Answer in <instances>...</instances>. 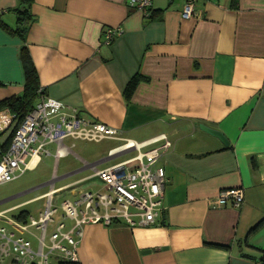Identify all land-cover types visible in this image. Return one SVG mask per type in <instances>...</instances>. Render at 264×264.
Returning a JSON list of instances; mask_svg holds the SVG:
<instances>
[{"label": "crops", "instance_id": "crops-1", "mask_svg": "<svg viewBox=\"0 0 264 264\" xmlns=\"http://www.w3.org/2000/svg\"><path fill=\"white\" fill-rule=\"evenodd\" d=\"M182 3L151 0L148 14L126 0L30 4L24 44L43 94L117 133L98 140L107 142L93 154L76 155V164L56 176L57 158L70 151L61 143L51 178L27 191L48 188L0 214L44 199L38 213L50 187L71 199L69 187L88 179L99 185L92 167L135 155L134 148L123 147L124 140L141 143V153L167 144L155 162L164 170L155 223L83 225L75 248L78 264H261L264 221L248 229L264 218V0L234 5L197 0L195 15L188 18L180 16ZM15 4L0 0V19L9 27L15 25L10 9ZM105 27L119 28L109 44L101 42ZM21 43L0 27V100L22 90ZM133 74L142 78L125 99L122 89ZM1 108L0 140L10 114ZM199 124L220 131L227 143ZM124 154L130 155L121 158ZM38 158H29L24 170L35 167ZM63 179L68 181L53 185ZM227 187L241 188L240 205L209 208L207 200ZM62 221L69 222L66 230L71 220Z\"/></svg>", "mask_w": 264, "mask_h": 264}, {"label": "built area", "instance_id": "built-area-1", "mask_svg": "<svg viewBox=\"0 0 264 264\" xmlns=\"http://www.w3.org/2000/svg\"><path fill=\"white\" fill-rule=\"evenodd\" d=\"M196 1L183 0L181 18L195 15ZM126 4L148 14L151 0H126ZM117 34L118 27H105L101 32V42L109 44ZM8 116H5L3 129L6 136L10 132L11 136L7 147L0 153V182L8 181L22 173L29 158L38 157L41 153L47 154L45 145L48 143L55 144L54 156L57 157L61 153L62 140L66 137L98 141L102 138H112L117 133L116 129L44 95L40 87L32 107L19 121L13 119L10 114ZM123 145L124 148H134L135 155L102 169L92 167L93 175L99 180L97 188H80L77 184L69 187L74 197L60 202L61 220L55 223L49 233L50 243L46 252H43L42 248L43 236L47 223L52 221L51 215L56 211L53 206L54 196L61 189L50 187L45 194L44 207L35 218L28 216L27 224L12 222L18 235L6 232L0 225V264L6 251L12 253V258L7 264H47L48 255L54 252L58 253L59 258L76 260L77 239L81 227L85 224L100 223L107 226L117 222L132 227L155 223L162 210L164 184V170L155 165V162L159 150L167 144L150 148L144 153L138 150L141 143L124 140ZM242 199L241 188L227 187L209 198L207 206L237 207ZM63 218L71 220V225L66 230H63ZM26 225L40 230L34 250L30 248V242L20 235Z\"/></svg>", "mask_w": 264, "mask_h": 264}, {"label": "rangeland", "instance_id": "rangeland-1", "mask_svg": "<svg viewBox=\"0 0 264 264\" xmlns=\"http://www.w3.org/2000/svg\"><path fill=\"white\" fill-rule=\"evenodd\" d=\"M0 109L3 110L2 108ZM3 124L5 125L4 120H3ZM106 142H107L106 139H103L98 142L79 140V139H70V138L64 139L62 141V144L66 146L70 151L66 152L65 154L57 158L55 173H54L55 145L54 144L45 145V148L49 150V154H43V153L39 154L38 156L39 160L37 164L35 165V167L24 170L22 173L18 174L17 176L15 175L13 178H11L8 181L0 182V209H3L14 203H18L26 198L35 196L43 192L44 190L48 188L49 184H44L40 187L33 188L29 191H27V189L49 180L51 178L52 173H54L56 176H59L62 172L65 171V169H68L71 166L76 164V161H75L76 155L85 157V155H87V153L89 152L93 154L97 150L98 146L105 145L104 143ZM129 155L130 154H124L121 156V158L128 157ZM65 181H68V179L55 180L53 182V185L58 186ZM96 184L98 185L95 179H88L80 186V188L90 187L92 189H95ZM64 198H67L66 192H60L55 195V198L53 200V206L55 207L56 211L51 215L52 221L48 222L46 225V230L43 236V247H42L43 252L47 251L46 247H48L50 243L49 233L52 230V227L55 225V223H57L58 219L61 220L59 204ZM43 203H44V199L33 200L29 204L23 206L20 209L27 210L29 213V216L35 218L37 209L41 208L43 206ZM18 210L19 209L0 214V225L4 227L6 232H12L14 236L18 235L19 233L14 228V224L12 222L14 221L19 224H22V223L27 224L28 222L27 218H25L24 221H18L14 218L13 215L16 214ZM68 223L69 222L66 223L65 221L64 222L65 226H67ZM20 235L26 238L30 242V248L32 250L36 248L37 239L39 238V235H40L39 229H36L33 226L26 225V229L23 230ZM57 255H58L57 252H54V254L48 255L47 264H54L56 260L59 258ZM11 258H12V253L9 251H6V254H4V256L2 257L1 264H7L11 260Z\"/></svg>", "mask_w": 264, "mask_h": 264}, {"label": "trees", "instance_id": "trees-1", "mask_svg": "<svg viewBox=\"0 0 264 264\" xmlns=\"http://www.w3.org/2000/svg\"><path fill=\"white\" fill-rule=\"evenodd\" d=\"M32 0H16V4L10 8L14 13L15 25L9 27L0 19V27L6 30L10 34H14L21 40L19 47V60L23 72L22 90L18 95L10 96L0 100V108L6 107L13 119L19 121L22 116L32 107L36 92L39 88L38 80L35 68L30 59L27 48L24 44V35L27 30L28 24L32 20L30 14V4ZM236 0H230V4L234 5ZM152 13L149 14L150 17ZM142 78L138 74H133L126 81L122 89V94L125 99L131 95L137 81ZM0 85L2 83L0 82ZM11 132L7 134L2 140H0V153L5 150L8 145ZM18 221H24L27 216V211L19 209L16 214L13 215ZM264 221V218L259 219L249 229L248 233L258 228ZM258 260L261 264H264V250L260 251ZM54 264H78L77 260H69L65 258H58Z\"/></svg>", "mask_w": 264, "mask_h": 264}, {"label": "water", "instance_id": "water-1", "mask_svg": "<svg viewBox=\"0 0 264 264\" xmlns=\"http://www.w3.org/2000/svg\"><path fill=\"white\" fill-rule=\"evenodd\" d=\"M198 127L201 130H203V131L215 136L222 144H226L227 143L226 139L224 138V136L222 135V133L220 131H218V130H216L214 128H211L209 126H206L204 124H199Z\"/></svg>", "mask_w": 264, "mask_h": 264}]
</instances>
